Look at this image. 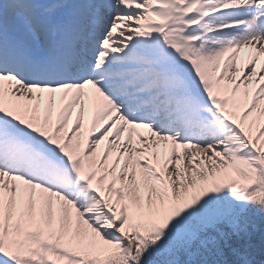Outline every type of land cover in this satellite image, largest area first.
Masks as SVG:
<instances>
[{
  "label": "snow or ice",
  "instance_id": "6c2138e0",
  "mask_svg": "<svg viewBox=\"0 0 264 264\" xmlns=\"http://www.w3.org/2000/svg\"><path fill=\"white\" fill-rule=\"evenodd\" d=\"M0 264H264V0H0Z\"/></svg>",
  "mask_w": 264,
  "mask_h": 264
}]
</instances>
